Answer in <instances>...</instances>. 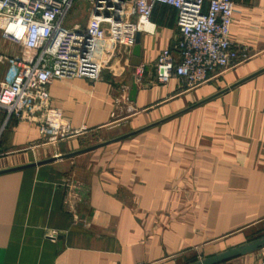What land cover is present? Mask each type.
Returning a JSON list of instances; mask_svg holds the SVG:
<instances>
[{
	"label": "crops",
	"instance_id": "crops-1",
	"mask_svg": "<svg viewBox=\"0 0 264 264\" xmlns=\"http://www.w3.org/2000/svg\"><path fill=\"white\" fill-rule=\"evenodd\" d=\"M232 1L229 37L250 57L195 89L156 80V57L178 36L165 4L139 31L137 66L118 53L100 80L50 83L49 110L74 132L163 121L101 150L0 173V264H193L264 238V71L207 99L264 68V0ZM20 53L0 32V86ZM60 141L0 109V170L64 154ZM262 247L222 263L260 264Z\"/></svg>",
	"mask_w": 264,
	"mask_h": 264
},
{
	"label": "built area",
	"instance_id": "built-area-1",
	"mask_svg": "<svg viewBox=\"0 0 264 264\" xmlns=\"http://www.w3.org/2000/svg\"><path fill=\"white\" fill-rule=\"evenodd\" d=\"M75 1L0 0L1 36L21 46L11 79L0 86V109L6 120L37 121L49 140L77 132L62 128L60 112L49 110L50 83L100 80L114 55L131 56L135 35L147 27L156 4L175 10L178 29L172 46L155 59L158 83L176 77L182 87L195 89L250 57L229 37L232 0H88V21L67 25Z\"/></svg>",
	"mask_w": 264,
	"mask_h": 264
},
{
	"label": "water",
	"instance_id": "water-1",
	"mask_svg": "<svg viewBox=\"0 0 264 264\" xmlns=\"http://www.w3.org/2000/svg\"><path fill=\"white\" fill-rule=\"evenodd\" d=\"M140 54H141L140 36H139V32H137L136 35H135V44H134V46L132 47V50H131L130 63L133 66H137L139 64V62H140ZM262 71H264V68L259 70L256 73L244 78L243 80H240V81L236 82L235 84L229 86L228 88H225V89L219 91L218 93L212 95L211 97H209L207 99L213 98V97H215V96H217L219 94H222V93L226 92L228 89H230V88H232V87L244 82L245 80L251 78L252 76H254V75H256V74H258V73H260ZM136 92H137V86H136L135 80L133 79L131 87H130L129 95H128V99L130 101H134L135 100ZM162 121L150 124L148 126H145L143 128H139L137 130H133V131L127 132L125 134H122L120 136H117L115 138L107 140V141L102 142L100 144H96V145H93V146H90V147H86V148H83V149L75 150V151L64 153V154H59L57 156H53V157H50V158H47V159H44V160H41V161H38V162H35V163H31V164H27V165H23V166H17V167L5 169V170H0V173L6 172V171H10V170H16V169H20V168L30 167V166H37V165H41V164H45V163H49V162L55 161L57 159H64V158L72 157V156H75V155H78V154H81V153H85V152L94 150V149H96L98 147L105 146L107 144L118 142L120 140H123V139L129 138L131 136H134V135L138 134L139 132H141V131H143V130L151 127V126H154V125H156V124H158V123H160ZM262 246H264V238L258 239V240H254V241H252V242H250L248 244H245L243 246H240V247H237V248H233V249L228 250V251H226L224 253L218 254L216 256H213L211 258H208V259H205V260H202L200 262L193 263V264H219V263H222V262H224V261H226V260H228V259H230L232 257L243 255L245 253H248V252H250L252 250H255L256 248L262 247Z\"/></svg>",
	"mask_w": 264,
	"mask_h": 264
},
{
	"label": "rangeland",
	"instance_id": "rangeland-1",
	"mask_svg": "<svg viewBox=\"0 0 264 264\" xmlns=\"http://www.w3.org/2000/svg\"><path fill=\"white\" fill-rule=\"evenodd\" d=\"M88 18H89L88 0H78V1H75L71 10L69 11L66 17V20H65V24L70 25L73 22H79V23L85 24V22L88 21ZM13 60H14L13 57L10 58L9 64L10 63L12 64ZM127 76H129V74ZM61 125H62L61 126L62 128L70 129L68 124L63 123ZM129 131H131V129L128 128L126 131L123 130V132H120L119 134H115L113 132H110L108 127H104V128H96L94 130H91V129L83 130L82 132H78V133L75 132L72 134H68L67 136L62 138L63 141H60L61 143L59 144L60 145L59 149H61L62 151H67L64 153L72 152L75 150H79V149L90 147L96 144H100L102 142H105L109 139L114 138L117 135L129 132ZM103 147L104 146H101L96 149L101 150V148ZM49 155L50 153L46 152L45 156L43 157H46V156L48 157Z\"/></svg>",
	"mask_w": 264,
	"mask_h": 264
}]
</instances>
